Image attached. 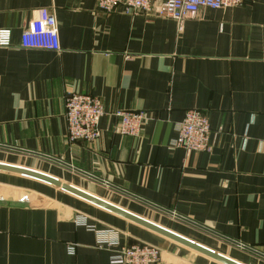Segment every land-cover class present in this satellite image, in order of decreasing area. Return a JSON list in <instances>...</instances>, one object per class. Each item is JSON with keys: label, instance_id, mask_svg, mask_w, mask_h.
<instances>
[{"label": "crops", "instance_id": "obj_1", "mask_svg": "<svg viewBox=\"0 0 264 264\" xmlns=\"http://www.w3.org/2000/svg\"><path fill=\"white\" fill-rule=\"evenodd\" d=\"M49 12L59 50L21 48V32ZM2 28L10 42L0 46V144L53 156L264 254V0L200 9L181 29L152 12H103L97 0H0ZM70 92L101 101L96 141L65 140ZM188 109L208 117L207 151L173 145ZM116 110L145 116L138 136L117 132ZM0 155L149 221L143 209L176 219L47 158L2 147ZM106 228L120 244L157 245L158 264H220L52 185L0 171V264H110L111 250L98 245ZM198 231L242 253L228 257L264 264Z\"/></svg>", "mask_w": 264, "mask_h": 264}, {"label": "built area", "instance_id": "obj_2", "mask_svg": "<svg viewBox=\"0 0 264 264\" xmlns=\"http://www.w3.org/2000/svg\"><path fill=\"white\" fill-rule=\"evenodd\" d=\"M245 0H97L98 8L103 12H112L119 6L125 13H154L158 17L170 18L178 23L179 29L185 19L193 17L200 9H225L236 6ZM10 30L0 29V46L9 45ZM21 48L58 51L60 48L57 22L53 12L39 19L34 27L21 32ZM64 119L66 125L65 140L88 143L100 136L99 119L104 114L101 101L96 96L84 92H70L64 97ZM118 118L116 130L122 135L136 137L145 122L141 112L116 110ZM176 136L173 145L186 152L207 151L210 149V126L208 117L197 109H188L182 120L176 124ZM78 223L86 227L84 215L78 216ZM98 232V231H97ZM98 245L111 250L110 264H158L160 248L145 242L120 244L118 233L112 228L99 231ZM73 250L69 246V251Z\"/></svg>", "mask_w": 264, "mask_h": 264}, {"label": "water", "instance_id": "obj_3", "mask_svg": "<svg viewBox=\"0 0 264 264\" xmlns=\"http://www.w3.org/2000/svg\"><path fill=\"white\" fill-rule=\"evenodd\" d=\"M0 147L12 149V150L23 151V152L30 153V154H35L37 156H41V157L47 158L49 160H52L54 162H57V163L64 165L68 168H72L73 170H75V171H77V172H79V173H81L87 177H90L96 181H99L101 183L106 184L110 188H113V189H115V190H117L123 194L131 196V197H133V198H135V199H137V200H139V201H141L147 205H150V206L164 212V213L172 215L176 219H179V220H181V221H183V222H185L191 226H194L195 228H198L200 230L208 232V233H210V234H212L218 238H221V239H223V240H225L231 244L240 246L241 248H243V249H245L251 253H254L256 255L264 257L263 253L255 250L249 246H245L243 244H240L239 242H237L231 238H228L226 236H223V235L215 232L214 230H212L206 226H203V225L198 224L192 220L184 218L183 216H180V215H178V214H176L170 210H167L166 208H163V207H160L156 204H153V203H151V202H149L143 198H140V197H138V196H136L130 192H127L126 190H124L120 187H117V186H115L109 182H106V181L102 180L101 178H98V177L93 176L87 172H84L78 168H75V167L71 166L69 163L63 162L62 160H59L53 156H48V155L37 153V152L25 151V150H21L20 148L7 146L4 144H0ZM0 171L6 172V173H11V174H16V175H21V176H26V177L47 183L49 185H52V186L59 188V189L65 191V192H67L73 196H76V197H78V198H80V199H82L88 203H91V204H93L99 208H102L108 212H111L117 216H120V217H122V218H124L130 222H133V223H135V224H137V225H139V226H141V227H143L149 231H152V232H154L160 236H163V237H165V238H167V239H169V240H171V241H173L179 245L185 246V247H187V248H189V249H191V250H193V251H195V252H197V253H199V254H201V255H203V256L211 259V260H214L220 264H242V263H240V262H238V261H236V260H234V259H232L226 255H223V254H221V253H219L213 249H210V248L203 246V245H201L195 241H192V240H190V239H188V238H186L180 234H177V233H175V232H173V231H171V230H169V229H167L161 225H158L152 221H149V220H147V219H145V218H143L137 214H134V213H132V212H130L124 208H121V207H119V206H117L111 202H108L104 199H101V198H99V197H97L91 193H88L87 191H85L81 188L73 186V185H71L67 182H64V181H62L56 177H53L47 173L40 172L38 170H34V169H31L28 167H23V166L8 164V163H2V162H0Z\"/></svg>", "mask_w": 264, "mask_h": 264}, {"label": "rangeland", "instance_id": "obj_4", "mask_svg": "<svg viewBox=\"0 0 264 264\" xmlns=\"http://www.w3.org/2000/svg\"><path fill=\"white\" fill-rule=\"evenodd\" d=\"M85 186H84V188H85ZM116 203L120 204L118 202H116ZM123 204L124 203L121 202V205H123ZM143 215L147 216L149 219H151L155 223L160 224L161 226L168 228L170 230H173L176 233L178 232L180 234H187L191 238L196 239V240L202 242L203 244L208 245L209 247L216 250L217 252H221L227 256H231V255L240 256L239 254H242L241 251H237L235 249H232V247H228L227 245H219V244L212 242L211 240L207 239V237H204V235H202V233H200V231H198V229H187V227H185L184 225L179 223L180 221L177 219H174V220L172 218L169 219L165 216L160 215L159 213L151 212L149 210L145 211V209H143ZM142 242L149 243L146 241H142ZM149 244H152V243H149ZM155 246H157V245H155Z\"/></svg>", "mask_w": 264, "mask_h": 264}]
</instances>
